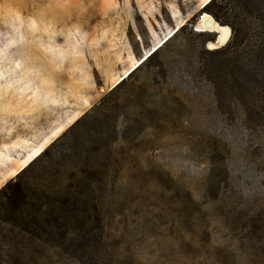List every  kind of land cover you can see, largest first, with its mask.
Here are the masks:
<instances>
[{"label": "rangeland", "instance_id": "obj_1", "mask_svg": "<svg viewBox=\"0 0 264 264\" xmlns=\"http://www.w3.org/2000/svg\"><path fill=\"white\" fill-rule=\"evenodd\" d=\"M208 1L0 0V188L81 117L24 179L101 174L69 236L0 220V264H264V67L214 79Z\"/></svg>", "mask_w": 264, "mask_h": 264}, {"label": "trees", "instance_id": "obj_2", "mask_svg": "<svg viewBox=\"0 0 264 264\" xmlns=\"http://www.w3.org/2000/svg\"><path fill=\"white\" fill-rule=\"evenodd\" d=\"M203 8L220 24L228 25L230 28V36L226 43L208 51L222 56L214 68V79L221 76L223 69L226 71L227 62L236 59V53L242 51L240 47L244 50L245 66L256 75L264 67V0H209ZM214 39L211 37L206 40ZM157 50L155 48L153 52ZM239 54L242 56L243 51ZM81 119L82 117L76 120L31 160L28 153L21 166L30 161L0 188V220L12 222L18 227L19 235L42 231L45 226H54L61 235L69 236V232L66 231L69 226L75 225V222L84 225L85 216L82 212L85 206L95 199L90 194L91 184L101 180V174L97 169L89 164L79 167L61 165L54 171L56 181L59 184L63 181L65 185L58 188L49 186L45 181L42 185H32L24 179L25 174L43 157L49 161L52 156L56 161L70 157L69 148L53 154L50 151L59 138L73 130ZM87 198L92 200L88 202ZM91 205L95 207L93 201ZM95 208L98 215L99 210Z\"/></svg>", "mask_w": 264, "mask_h": 264}, {"label": "bare ground", "instance_id": "obj_3", "mask_svg": "<svg viewBox=\"0 0 264 264\" xmlns=\"http://www.w3.org/2000/svg\"><path fill=\"white\" fill-rule=\"evenodd\" d=\"M201 19L204 21V30H217L220 32L218 42H224L229 34V27L226 25L218 24L209 14L203 13Z\"/></svg>", "mask_w": 264, "mask_h": 264}, {"label": "water", "instance_id": "obj_4", "mask_svg": "<svg viewBox=\"0 0 264 264\" xmlns=\"http://www.w3.org/2000/svg\"><path fill=\"white\" fill-rule=\"evenodd\" d=\"M203 26H204V21L202 20V19H200L199 21H198V23H197V28H199V29H201V30H204L203 29ZM212 31V30H211ZM215 33H216V35H215V40H214V43H216V45H218V47H219V45H223L225 42H226V40L224 41V42H218V37H219V35H220V32L219 31H217V30H213ZM229 32H230V30H229ZM228 37H229V34H228ZM227 37V38H228ZM215 48V47H214Z\"/></svg>", "mask_w": 264, "mask_h": 264}]
</instances>
